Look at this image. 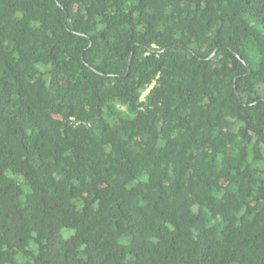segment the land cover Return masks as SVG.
<instances>
[{"label": "trees", "instance_id": "1", "mask_svg": "<svg viewBox=\"0 0 264 264\" xmlns=\"http://www.w3.org/2000/svg\"><path fill=\"white\" fill-rule=\"evenodd\" d=\"M0 264H264V0H0Z\"/></svg>", "mask_w": 264, "mask_h": 264}, {"label": "rangeland", "instance_id": "2", "mask_svg": "<svg viewBox=\"0 0 264 264\" xmlns=\"http://www.w3.org/2000/svg\"><path fill=\"white\" fill-rule=\"evenodd\" d=\"M146 93H147V92H146ZM71 232H72V231H69V232H68V231H67V232L65 231V234L68 235V234H71Z\"/></svg>", "mask_w": 264, "mask_h": 264}, {"label": "water", "instance_id": "3", "mask_svg": "<svg viewBox=\"0 0 264 264\" xmlns=\"http://www.w3.org/2000/svg\"><path fill=\"white\" fill-rule=\"evenodd\" d=\"M130 61H131V57H130Z\"/></svg>", "mask_w": 264, "mask_h": 264}]
</instances>
